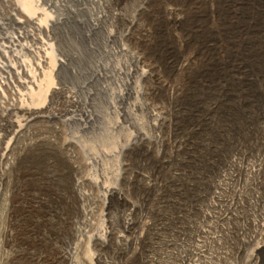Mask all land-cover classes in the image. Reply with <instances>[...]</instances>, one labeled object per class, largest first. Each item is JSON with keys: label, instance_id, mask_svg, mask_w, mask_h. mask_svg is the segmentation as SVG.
<instances>
[{"label": "rangeland", "instance_id": "obj_1", "mask_svg": "<svg viewBox=\"0 0 264 264\" xmlns=\"http://www.w3.org/2000/svg\"><path fill=\"white\" fill-rule=\"evenodd\" d=\"M48 1L31 3L53 16L66 17V21L53 27L52 41L57 57L77 54L75 59H68L70 67L82 66L80 58L93 65L97 60L108 66L116 60L128 63L129 54L115 58L108 54L112 42L107 41L106 32L115 31L121 36L125 34L123 43L130 53L143 55L160 74L158 80L139 81L143 89L139 100L156 105L164 117V143L152 146L137 139L122 155V173L117 184L132 203L133 229L122 232L116 215L124 204L113 198V227L127 240H110L101 248L90 246V251L99 254L100 264H144L152 249L154 253L155 248L165 249V236L174 240L177 230L189 235L188 224L200 218V209L208 202L209 191L217 181L226 186L228 199L233 196L232 191H248L243 193L242 200L238 198L241 203L234 212L242 211L245 216L249 208L257 209L263 204L264 0H51L59 4L57 12L47 7ZM9 10L3 7L0 11V36H15L20 31L4 16ZM91 22L96 23V28L91 27ZM87 34L92 41L87 40ZM87 41L98 51L91 49ZM194 53L197 56L187 72L177 71L176 59ZM24 57L32 64L31 56ZM66 68L62 67L59 75L69 88L84 80L75 79ZM0 73V83L8 81V75ZM163 79L181 83L182 90L170 95L160 85ZM97 86L99 81L87 84L97 97L91 112L103 110ZM4 90L3 86L7 95ZM64 95H69V91L55 102L57 108L53 112L63 108ZM84 95L79 93L80 107ZM139 116L146 119L143 113ZM4 118L6 114L0 105V127ZM57 125L56 121L34 124L29 133L17 139L7 164L0 161V264H67L65 259L57 262L53 258L65 250V241L72 240L67 217L76 214L78 201L72 182L74 177L93 171L73 165L60 148L65 135L58 134ZM120 135L121 132L98 131L83 141L98 149L108 147ZM223 174L225 177L220 180ZM249 191H256L262 202L244 203L254 193ZM101 210V202L97 201L95 217ZM237 220L242 218L226 221L230 227L218 232L219 247L208 244L212 259L204 258L200 264H264V240L260 238L264 224L253 240L246 238L251 234L249 228L244 230L241 240L234 233ZM188 241L171 248L160 264H182V252L177 248L187 251ZM117 247L123 252H118ZM221 250L226 252L225 261L217 257Z\"/></svg>", "mask_w": 264, "mask_h": 264}, {"label": "bare ground", "instance_id": "obj_2", "mask_svg": "<svg viewBox=\"0 0 264 264\" xmlns=\"http://www.w3.org/2000/svg\"><path fill=\"white\" fill-rule=\"evenodd\" d=\"M3 7L10 9L4 16L18 29L20 28V31L15 36H13L14 34L0 36V40H2L0 43V72L6 73L9 77L8 81L0 83V105L3 107L4 115L6 114L4 123L0 127V161L7 164L11 152L15 149L17 139L21 135L29 133L34 124L56 121L58 134L63 133L65 135L60 148L76 168L79 166L89 167L93 172H86L84 177H74L72 185L76 190L74 193L78 199L76 214L74 216L71 214L73 217L71 215L67 217L72 240L65 241V250L53 259L56 261L61 258L65 259L67 264H100L99 254L90 251V246L101 248L110 240L117 243L127 240L125 235L119 234L113 227L110 211V202L113 198L122 201L124 204V207L118 210L116 215L122 224V232L125 234L130 232L134 222L131 220L133 213L130 207L132 203L117 184L122 173L123 164L120 160L122 155L126 153L130 144L137 139L152 146L158 145L164 140L161 134L164 117L159 113L158 107L149 103L150 101L146 102V99L143 102L139 100L143 95L139 81L146 78L158 80L160 74L156 65L143 59V55L130 53V49L128 50L123 43L125 34L121 36L120 33L119 36L115 31L106 32L107 41L112 42L108 54L113 58L115 56L126 57L129 54L131 57L128 63L126 60H116L108 66L107 63L97 60L96 64L93 65L88 62L89 60L80 58L82 62L79 63L82 66L72 67L71 65L70 67L68 61L78 57L77 54H70L69 58L57 57L54 50L55 41H52L53 27L62 23L66 17L62 15L53 16L44 8L34 7L31 0H0V11ZM47 7L54 12L59 10V4L51 0L48 1ZM2 23L4 24V22ZM91 27L96 28V23L91 22ZM0 28L3 29L1 23ZM55 37L57 38V35ZM86 38L90 40L89 34ZM25 40H28L29 43ZM88 44L95 52L98 51L96 46L90 45V42ZM25 55L31 56L32 64L25 59ZM196 56L194 53L178 57L175 61L176 70L181 71V73L186 71ZM62 67H67L75 79L78 77L84 78V80H79L76 87L73 86L70 89L66 82L62 81V78L60 79L62 74L59 75V73ZM92 81H99L97 87L99 93L101 92L100 100L103 104L101 111H90V107L94 108L92 106L94 99H97L96 91L87 87V84ZM160 81V85L165 87L170 95L183 88L181 83H172L168 79ZM3 86L7 95L3 93ZM68 91L69 95L62 96L63 108L53 112V108H57L54 107L55 102L64 92ZM81 92H84L85 95L80 107L78 96ZM78 106L80 108H77ZM141 113L146 116L145 120L140 118L139 114ZM164 128L166 127L164 126ZM147 130L150 131V134ZM98 131L121 132V135L116 137L115 141L111 140L112 142L110 145L108 144V147L94 149L93 146H87L83 138ZM159 152L162 151L159 150ZM234 161L232 159L231 164H234ZM224 177L225 174L220 177V180ZM223 186L221 181L213 183V189L209 191V200L200 209V218L193 219L188 224L189 235L183 231L179 234L180 230H177V237H174V240L172 236H165L163 238L165 249L157 250L155 248V253L152 252L153 249H150L151 252L146 256L144 264H160L171 253V248L181 246L185 240H189L188 245H185L187 251L183 252L177 248L178 252H182L180 253L181 263L200 264L204 258L212 257L211 253L208 252V244L219 247L221 233L218 232L228 230L230 226L226 224V221L232 218H242L241 221H235L237 229L234 230V233L243 240L245 237L244 230L249 228L251 234L246 238L253 240L257 229H261L264 224V202L258 198L256 191H249L251 194L254 193L248 200L245 199L244 203L252 205L262 202L263 204L257 209L249 208L245 216H242V211H234L240 205L243 193L248 191H232L233 196L228 199L225 198L226 186ZM1 188L2 186L0 191ZM238 198L241 200L238 201ZM97 201L101 202L102 210L95 217L94 207ZM128 209L129 211H126ZM182 227L178 229H182ZM260 238L264 240V232H261ZM115 245L118 246L119 244ZM116 250L123 252L119 247ZM80 253L81 258L78 261L77 256ZM225 254L226 252L222 250L218 251L217 257L225 261ZM208 264L212 263L209 262Z\"/></svg>", "mask_w": 264, "mask_h": 264}]
</instances>
